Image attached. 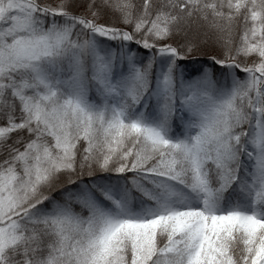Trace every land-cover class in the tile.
<instances>
[{"label":"snow or ice","instance_id":"snow-or-ice-1","mask_svg":"<svg viewBox=\"0 0 264 264\" xmlns=\"http://www.w3.org/2000/svg\"><path fill=\"white\" fill-rule=\"evenodd\" d=\"M0 264H264V0H0Z\"/></svg>","mask_w":264,"mask_h":264}]
</instances>
